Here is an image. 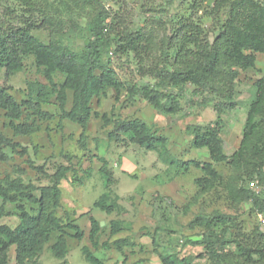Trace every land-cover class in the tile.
<instances>
[{"label":"rangeland","instance_id":"374dc122","mask_svg":"<svg viewBox=\"0 0 264 264\" xmlns=\"http://www.w3.org/2000/svg\"><path fill=\"white\" fill-rule=\"evenodd\" d=\"M215 4L216 0H0V40L25 27L40 41H61L82 57L88 44L100 36L102 60L110 63L121 82L127 86L158 84L161 93H173L180 101L176 112L162 113L142 96L130 100L126 90L117 99L116 90L109 87L105 95L92 99L91 117L83 127L61 119L57 98L52 96L43 109L53 117L37 121L40 129L25 136L13 135L6 111L0 107V131L19 141V150L26 148L27 152L21 155L6 149L11 160L2 164L1 180L6 174L15 175L14 168L19 166L25 178L36 184L34 193L39 197L51 179L37 174L31 162L44 166L50 174L68 164V157L73 164L60 184L62 195L56 208L72 242L70 252L64 258L55 256L50 246L59 232H53L44 251L26 264H91L82 253L86 242L106 264H162L155 249L170 251L186 264H264L258 255L253 256V261H245L237 248L239 233L264 232L254 200L245 192L235 199L224 188L227 183L239 191L250 188L264 199V175L259 178L257 191L251 184L257 177L252 176L248 165L234 169L227 162L213 161L207 148L194 145L192 133L198 126H219L227 156L239 149L250 104L258 93L257 82L264 80V53L256 52L255 65L242 69L226 59L224 39L232 26L248 30L250 20L251 34L264 36V0H229L218 10ZM212 49L219 50L218 66L216 74L208 77L206 87L170 80L173 72L188 68L200 72ZM54 78L60 84L64 75L57 72ZM36 82L48 80L32 54L25 57L23 69L13 75L0 65V88L18 102L34 94L32 85ZM72 93L68 90L66 109L71 108ZM135 118L143 119L153 132L167 138V154L134 143L125 134H120L119 139L110 137L116 119ZM256 119L264 127V109ZM103 160L114 174L109 187L100 171ZM194 160L213 162L223 179L222 185L196 201L193 198L199 187L195 180L204 173L193 164L185 165ZM105 193L109 203H116L110 214L96 206ZM18 204L36 214L38 204L22 199L4 205L0 224L16 227L20 223ZM201 210L232 216V226L216 225L218 239L201 242L208 232L191 223ZM92 215L104 221L102 242L128 238L135 246L122 251L115 246L94 248L89 239ZM112 219L120 220L123 227L114 236L108 234ZM72 223L79 224L84 232L82 239L72 240L76 232ZM77 240L79 246L73 243ZM15 248L9 252V264H17ZM214 251L216 257L212 255Z\"/></svg>","mask_w":264,"mask_h":264},{"label":"trees","instance_id":"16d2710c","mask_svg":"<svg viewBox=\"0 0 264 264\" xmlns=\"http://www.w3.org/2000/svg\"><path fill=\"white\" fill-rule=\"evenodd\" d=\"M227 2L229 0H216L215 9H220ZM252 23L253 20L248 22V30L232 26L224 39L226 59L230 60L231 63L235 62L242 69H248L255 65L256 52L264 53V36L257 33L251 34L249 28ZM101 47L102 38L97 36L95 40L88 44L85 54L81 57L69 45L61 41L51 43L40 41L32 35L29 28L25 27L13 30L12 34L0 40V65L6 69L8 75H13L22 70L25 57L28 54H32L35 56L37 65L43 68V74L48 80V83H34L32 85L34 94L21 102H18L5 88H0V107L6 111V116L9 118L8 125L14 136L30 135L40 129V124L37 121L53 117L52 113L43 109V105L48 103L52 96L57 98L61 119H69L85 127L91 117L92 99L94 96L105 95L109 87H113L116 90L117 99L120 93L126 90L130 100L142 96L149 100L156 110L162 113H174L177 111L180 107L178 97L173 93H161L158 84L138 85L134 83L127 86L121 82L117 77L116 70L110 63L102 60ZM247 49H251L252 52L247 53ZM218 55V49L209 50L205 66L200 72L188 68L185 71L173 72L169 75V78L176 84L192 82L198 86L206 87L208 77L216 74ZM57 72H61L64 75V80L60 84L54 78ZM234 73L235 75L237 74L236 71ZM257 88L258 93L250 104L247 122L243 127L242 143L232 156H227L224 151V143L220 135L221 128L219 126H198L193 129L192 133L194 145L198 148H207L213 161L227 162L234 169L248 165L252 176L261 178L264 175V127L263 123L257 120L256 117L264 109V80L257 82ZM68 90L73 92L70 109H66ZM24 113H26L25 118L20 121ZM103 119L106 123L109 122L106 114L103 115ZM120 134H125L132 142L147 149L159 150L162 155L168 153L167 138L153 132L150 125L141 118L132 120L116 119L114 128L110 132V137L119 139ZM20 146L19 141L0 131V168L3 163L8 164L11 160V156L6 150L7 148H10L15 154L23 155L27 153L26 148L19 150ZM68 158L69 163L58 166L53 174H50L44 166H36L31 162V166L34 167L37 174L50 177L51 179L50 185L42 187L39 197L34 193L37 188L36 184L31 179L25 178V172L19 166L14 168L15 175L6 174L2 180L0 179V196L3 200V204L0 205L1 213L5 212L4 205L17 203L22 199L38 204L36 214H32L22 204H18L20 208V223L16 227L4 223L0 224V264H9V252L13 246L16 247L15 259L17 264H26L28 261L38 257L44 251L53 232H59L50 246L55 256L64 258L68 255L69 245L65 231L66 224L63 223L61 217L56 213V208L60 205L62 195L60 184L63 179L67 178V173L73 168L70 157ZM103 161L104 165L100 171L105 176V184L109 187L113 182L114 174L108 168L106 160ZM172 162L179 163L175 160ZM187 164H193L201 168L204 173V175L195 180L199 189L193 198L194 201L199 196L222 185V174L213 162L194 160L191 163H185V165ZM224 188L235 199L239 197V193L245 192L246 197L254 200L253 203L256 210L264 211V199L255 195L250 188H241V191H239L231 183H227ZM116 197L121 199L119 194H116ZM108 199V194H103L96 201V206L110 214L115 211L116 203H109ZM231 217L219 212L208 214L201 210L191 223L203 227L208 232V235L201 240V242L206 243L212 240L213 237L218 239L219 236L217 237V233L214 230L216 225L223 224L228 228L232 226ZM90 222L89 239L94 248L115 246L122 251L127 246H135L136 243L128 238H117L113 242L104 241L100 245L99 238L104 226L93 215L90 217ZM110 223V235L114 236L123 230L120 220L112 219ZM70 225L76 231L73 236L77 239H82L84 232L80 229V226L75 223ZM257 235L239 233L236 237L237 248L245 261H253L254 255H258L259 259L264 261V232H258ZM89 245L84 244L82 246V253H84L87 262L91 264H106ZM155 252L159 255L162 264H186L185 260L170 251L159 252L155 249ZM212 255L216 257L215 251L212 252Z\"/></svg>","mask_w":264,"mask_h":264},{"label":"built area","instance_id":"2783aa9c","mask_svg":"<svg viewBox=\"0 0 264 264\" xmlns=\"http://www.w3.org/2000/svg\"><path fill=\"white\" fill-rule=\"evenodd\" d=\"M251 184L257 189V191H259L258 190V188L260 189L259 177H257V179H255V180H252ZM256 214L258 216V222L260 223V225H264V211L257 210Z\"/></svg>","mask_w":264,"mask_h":264},{"label":"crops","instance_id":"0c3cea01","mask_svg":"<svg viewBox=\"0 0 264 264\" xmlns=\"http://www.w3.org/2000/svg\"><path fill=\"white\" fill-rule=\"evenodd\" d=\"M96 217V216H95ZM103 223H104V221H101V225H103ZM77 224V223H76ZM77 225H79V224H77ZM70 229H68V231H69ZM106 231H108V230H106ZM109 232V231H108ZM70 233H74V232H70ZM109 235H110V232L108 233ZM102 235L103 234H101V236H100V238H99V244L101 245L103 242H102ZM68 236L69 235H67V241H68V245H69V252H70V249H71V247H70V245L72 244V242H70V240H69V238H68ZM74 239H75V237L73 238L72 237V240L74 241ZM78 242H73L74 244L76 243V245L77 246H79V244H80V240H77ZM84 244H86V245H89L87 242L86 243H84ZM84 244H82V245H84ZM90 246V245H89ZM91 247V246H90ZM93 250V249H92ZM94 252H95V249L93 250Z\"/></svg>","mask_w":264,"mask_h":264}]
</instances>
